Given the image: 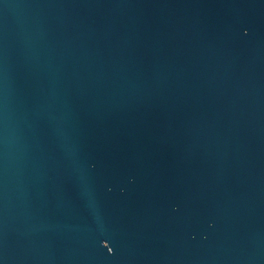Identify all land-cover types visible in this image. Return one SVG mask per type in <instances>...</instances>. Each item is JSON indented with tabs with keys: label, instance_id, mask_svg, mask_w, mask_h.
Listing matches in <instances>:
<instances>
[{
	"label": "water",
	"instance_id": "1",
	"mask_svg": "<svg viewBox=\"0 0 264 264\" xmlns=\"http://www.w3.org/2000/svg\"><path fill=\"white\" fill-rule=\"evenodd\" d=\"M0 264H264V0H0Z\"/></svg>",
	"mask_w": 264,
	"mask_h": 264
},
{
	"label": "snow or ice",
	"instance_id": "2",
	"mask_svg": "<svg viewBox=\"0 0 264 264\" xmlns=\"http://www.w3.org/2000/svg\"><path fill=\"white\" fill-rule=\"evenodd\" d=\"M109 251H111V249H109Z\"/></svg>",
	"mask_w": 264,
	"mask_h": 264
}]
</instances>
